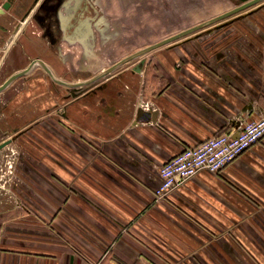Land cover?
Returning <instances> with one entry per match:
<instances>
[{"label": "crops", "instance_id": "0c3cea01", "mask_svg": "<svg viewBox=\"0 0 264 264\" xmlns=\"http://www.w3.org/2000/svg\"><path fill=\"white\" fill-rule=\"evenodd\" d=\"M167 1L0 0V264H264V138L155 193L264 115V0L102 75L248 0Z\"/></svg>", "mask_w": 264, "mask_h": 264}, {"label": "built area", "instance_id": "2783aa9c", "mask_svg": "<svg viewBox=\"0 0 264 264\" xmlns=\"http://www.w3.org/2000/svg\"><path fill=\"white\" fill-rule=\"evenodd\" d=\"M148 106V101H143ZM264 138V115L249 120L235 134L221 132L202 142L187 146L163 163L158 170L157 197H163L187 179L206 169L218 173L252 144ZM9 166L13 165L9 163Z\"/></svg>", "mask_w": 264, "mask_h": 264}, {"label": "water", "instance_id": "95a60500", "mask_svg": "<svg viewBox=\"0 0 264 264\" xmlns=\"http://www.w3.org/2000/svg\"><path fill=\"white\" fill-rule=\"evenodd\" d=\"M258 1H260V0H248V1H246V2H244V3H242V4H240V5H237L236 7H234V8H232V9H230V10H228V11H226V12L220 14V15H217V16H215V17H212V18H210V19H208V20H206V21L200 22V23H198V24H196V25H193V26H191V27H188V28H186V29H183V30H181V31H179V32H177V33H175V34H173V35H170V36H168V37H166V38H164V39H162V40H160V41H157V42H155V43H153V44H151V45H149V46H147V47H144V48H142V49H140V50H138V51H136V52H134V53L128 55L127 57H125V58L119 60L118 62H116V63L113 64L111 67H109L107 70H105V71L102 73V75H103V74H106L108 71H111L112 69H114V68L117 67L118 65L124 63L125 61H127V60H129V59H131V58H133V57L139 56V55H141V54H143V53H145V52H147V51H150L151 49H153V48H155V47H158V46L163 45V44H165V43H168V42H170V41H172V40H174V39H177V38H179V37H181V36H183V35H186V34L192 32V31H194V30H197L198 28H200V27H202V26H204V25H206V24H209V23L215 22V21H217V20H219V19H221V18H223V17H226V16H228V15H231V14L237 12V11H240V10H242V9H244V8H246V7H248V6L252 5V4H254V3H256V2H258ZM36 61H38V60H36ZM36 61H35V62H36ZM142 63H143V61L140 62V64L138 65V68H140V65H141ZM44 66H45V68L47 69V71H48L49 73H51L49 67H47L45 64H44ZM27 70H28V69H25V70L22 71V72H19V73L14 74L10 79H8L6 82H4V83L0 86V89H2V88H3V87H4L9 81H11L13 78H15V77H17V76H19V75H21V74L27 72ZM56 80H57V81H60V82H64V81H61V80H58V79H56ZM8 143H10V140H5V141H3L2 143H0V149H2V148H3L4 146H6Z\"/></svg>", "mask_w": 264, "mask_h": 264}, {"label": "rangeland", "instance_id": "374dc122", "mask_svg": "<svg viewBox=\"0 0 264 264\" xmlns=\"http://www.w3.org/2000/svg\"><path fill=\"white\" fill-rule=\"evenodd\" d=\"M166 1V0H165ZM168 6L171 4V0H168L166 3ZM207 18V17H206ZM199 20V19H198Z\"/></svg>", "mask_w": 264, "mask_h": 264}]
</instances>
